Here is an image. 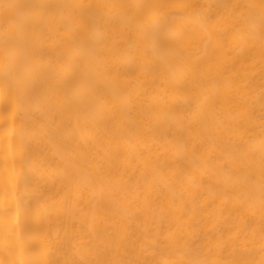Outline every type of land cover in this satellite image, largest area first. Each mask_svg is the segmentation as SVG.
I'll return each mask as SVG.
<instances>
[{
	"label": "bare ground",
	"instance_id": "1",
	"mask_svg": "<svg viewBox=\"0 0 264 264\" xmlns=\"http://www.w3.org/2000/svg\"><path fill=\"white\" fill-rule=\"evenodd\" d=\"M0 264H264V0H0Z\"/></svg>",
	"mask_w": 264,
	"mask_h": 264
}]
</instances>
